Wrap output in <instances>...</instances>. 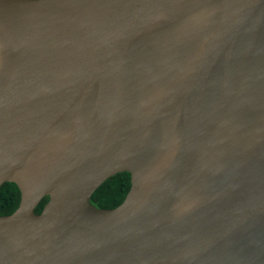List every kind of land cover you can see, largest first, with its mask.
Segmentation results:
<instances>
[{
	"label": "water",
	"instance_id": "water-1",
	"mask_svg": "<svg viewBox=\"0 0 264 264\" xmlns=\"http://www.w3.org/2000/svg\"><path fill=\"white\" fill-rule=\"evenodd\" d=\"M5 183L0 264H264V0H0Z\"/></svg>",
	"mask_w": 264,
	"mask_h": 264
},
{
	"label": "trees",
	"instance_id": "trees-1",
	"mask_svg": "<svg viewBox=\"0 0 264 264\" xmlns=\"http://www.w3.org/2000/svg\"><path fill=\"white\" fill-rule=\"evenodd\" d=\"M132 176L128 172L120 173L108 179L92 195L91 203L99 209H114L120 206L131 189ZM21 193L14 183H5L0 187V217L12 215L20 206ZM49 197H45L36 209L41 214Z\"/></svg>",
	"mask_w": 264,
	"mask_h": 264
}]
</instances>
